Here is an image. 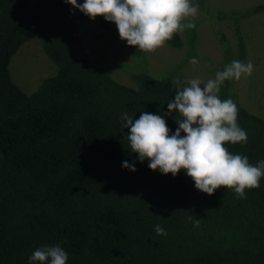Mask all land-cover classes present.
<instances>
[{
	"label": "trees",
	"instance_id": "trees-1",
	"mask_svg": "<svg viewBox=\"0 0 264 264\" xmlns=\"http://www.w3.org/2000/svg\"><path fill=\"white\" fill-rule=\"evenodd\" d=\"M88 19L65 0H0V264H29L35 250L56 245L66 264H264V177L239 199L226 187L200 192L183 170L173 177L139 162L122 115H161L174 134L181 116L165 115L174 71L151 72L141 51L145 66L130 71L133 84L119 81L91 58L81 35ZM111 26L102 17L94 36ZM36 36L57 72L27 93L9 66ZM166 44L185 43L177 33ZM235 97L248 139L224 146L256 165L264 119Z\"/></svg>",
	"mask_w": 264,
	"mask_h": 264
},
{
	"label": "clouds",
	"instance_id": "clouds-1",
	"mask_svg": "<svg viewBox=\"0 0 264 264\" xmlns=\"http://www.w3.org/2000/svg\"><path fill=\"white\" fill-rule=\"evenodd\" d=\"M65 2L92 20L103 17L114 23L122 41L145 53L166 46L175 34L185 29H194L196 24L189 18L199 14V5L192 4L191 0ZM189 62L199 63L195 57ZM253 71L250 60L247 63L233 60L206 83L199 78H189L183 85L179 79L173 80L176 93L165 115L176 111L181 116L176 121L178 128L174 134H170L166 119L161 115L142 112L134 121L125 112L123 127L130 129L127 140L132 153L137 154L141 163L148 160V167L163 175L175 177L183 170L200 192L213 195L217 189L226 187L234 190L237 198H246V189L260 187L264 160L252 165L247 156L233 155L224 146L225 143L246 144L248 136L238 124L236 103L231 98L221 100L218 93L226 80L239 81L242 76L250 77ZM122 167L136 171L135 161L132 164L124 161ZM188 219L193 221L194 227L200 226L199 219L193 220L192 216ZM154 231L157 235H167L161 225H156ZM67 260L68 253L61 246H45L32 253L29 264H66Z\"/></svg>",
	"mask_w": 264,
	"mask_h": 264
},
{
	"label": "rangeland",
	"instance_id": "rangeland-1",
	"mask_svg": "<svg viewBox=\"0 0 264 264\" xmlns=\"http://www.w3.org/2000/svg\"><path fill=\"white\" fill-rule=\"evenodd\" d=\"M191 2L199 5V14L189 18L196 24L194 29L179 33L184 46L173 48L166 44L153 53H146V66L139 53L141 51L135 46L132 56L130 46L120 39L114 23L105 36H94L102 17L88 19L81 35L91 58L126 84H133L130 71L138 64L148 67L153 73L173 69L175 79L178 77L183 85L189 78H199L206 83L233 60L244 63L250 60L254 65L252 75L242 76L239 81L226 80L220 91L225 99L230 95L236 96L247 110L264 119V10L255 12L253 9L264 4V0ZM193 34L196 35V45L194 47L192 43L188 49L187 42ZM193 57L199 61L198 64H190ZM181 61H184L183 66H179ZM9 68L13 80L27 93L35 91L45 78L57 72V65L45 52L40 36L20 47ZM220 91L218 96L221 99Z\"/></svg>",
	"mask_w": 264,
	"mask_h": 264
}]
</instances>
